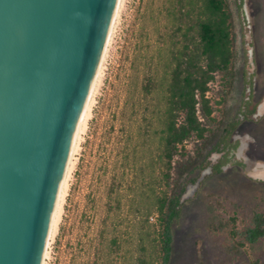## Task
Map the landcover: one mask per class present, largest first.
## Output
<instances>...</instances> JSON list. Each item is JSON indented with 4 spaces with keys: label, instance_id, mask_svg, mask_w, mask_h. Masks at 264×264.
<instances>
[{
    "label": "rangeland",
    "instance_id": "374dc122",
    "mask_svg": "<svg viewBox=\"0 0 264 264\" xmlns=\"http://www.w3.org/2000/svg\"><path fill=\"white\" fill-rule=\"evenodd\" d=\"M239 3L227 0L231 70L210 82L213 112L200 113L205 136L179 146L168 185L160 158L165 77L179 32L170 0H121L45 264H162L157 197L183 187L169 264H264V238L252 245L232 233L264 212V0H244L242 9ZM250 93L261 104L245 118L240 112ZM233 123L237 147L228 155L214 151Z\"/></svg>",
    "mask_w": 264,
    "mask_h": 264
},
{
    "label": "water",
    "instance_id": "95a60500",
    "mask_svg": "<svg viewBox=\"0 0 264 264\" xmlns=\"http://www.w3.org/2000/svg\"><path fill=\"white\" fill-rule=\"evenodd\" d=\"M119 0H0V264H44Z\"/></svg>",
    "mask_w": 264,
    "mask_h": 264
},
{
    "label": "trees",
    "instance_id": "16d2710c",
    "mask_svg": "<svg viewBox=\"0 0 264 264\" xmlns=\"http://www.w3.org/2000/svg\"><path fill=\"white\" fill-rule=\"evenodd\" d=\"M240 0L239 8H243ZM168 11L176 24V34L180 38L172 52L166 71L165 109L163 112L162 152L164 177L169 185L173 159L179 152V146L192 136L203 138L206 127L203 116H211L213 109L207 95L210 82L217 73L227 74L231 70L234 57L232 37V14L227 0H170ZM253 75L248 85L253 88ZM261 101H255L252 93L245 99L241 114L251 118L258 112ZM183 119L181 120V116ZM236 123L227 129V134L214 151L236 148L238 142H231L230 135ZM224 144L223 147L220 145ZM220 159L213 167L221 171L228 158ZM227 158V159H226ZM241 163V162H240ZM242 164V163H241ZM185 187L180 191H164L157 197L159 214V251L162 264H169L173 250V223L181 216ZM234 235H243V243L255 244L264 238V212L256 211L252 224L243 232L234 230ZM144 262V259H141ZM145 264V263H142ZM253 264H262L259 260Z\"/></svg>",
    "mask_w": 264,
    "mask_h": 264
},
{
    "label": "bare ground",
    "instance_id": "6f19581e",
    "mask_svg": "<svg viewBox=\"0 0 264 264\" xmlns=\"http://www.w3.org/2000/svg\"><path fill=\"white\" fill-rule=\"evenodd\" d=\"M120 2H121V0H119V4H118L117 11H116V14H115L114 22H113V25H112V28H111V31H110V35H109V38H108V41H107V44H106V47H105V50H104V53H103V57H102V60H101V63H100V66H99V69H98V72H97V75H96V79H95V82H94V85H93V88H92V91H91V94H90V97H89V100H88V104H87V107H86V110H85V113H84V116H83V119H82V122H81V126H80V129H79V133H78V137H77V140H76V144H77L78 138L80 137V134L82 132L83 124H84V121H85L86 116L88 114V110L90 109V102H91V98H92V95H93V92H94V88H95L98 76L100 75V72L102 70L103 62H104V59H105V56H106V52H107V49H108V45L110 43L112 32H113V29H114V25L116 23V19L118 17V13H119V10H120ZM76 144H75V148H76ZM75 148H74V151H75ZM73 155H74V152H73ZM73 155H72V157H73ZM67 176H68V174H67ZM66 180H67V178H66ZM65 185H66V182H65ZM64 188H65V186H64ZM63 192H64V190H63ZM62 196H63V193H62ZM61 199H62V197H61ZM46 256H47V254H46ZM45 260H46V258H45ZM44 264H45V262H44Z\"/></svg>",
    "mask_w": 264,
    "mask_h": 264
},
{
    "label": "built area",
    "instance_id": "2783aa9c",
    "mask_svg": "<svg viewBox=\"0 0 264 264\" xmlns=\"http://www.w3.org/2000/svg\"><path fill=\"white\" fill-rule=\"evenodd\" d=\"M152 219H154V217H151Z\"/></svg>",
    "mask_w": 264,
    "mask_h": 264
}]
</instances>
